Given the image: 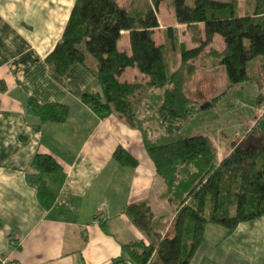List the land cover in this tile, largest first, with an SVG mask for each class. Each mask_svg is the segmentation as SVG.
<instances>
[{"label":"crops","instance_id":"0c3cea01","mask_svg":"<svg viewBox=\"0 0 264 264\" xmlns=\"http://www.w3.org/2000/svg\"><path fill=\"white\" fill-rule=\"evenodd\" d=\"M75 2L0 0V264H116L123 257L124 246L149 244L146 235L125 214L128 206L147 204L158 224L166 225L174 215L167 187L157 176L145 148L143 132L117 115L100 120L83 104V93H102L88 69L75 65L66 75L56 77L46 63L62 39ZM172 14L175 24L170 27L184 29L189 37L193 36L187 26L177 25ZM159 24L155 37L157 33L163 36L166 29L160 19ZM199 30L202 34L203 25ZM214 41H221L222 51L225 49L221 37ZM119 47L131 54L128 32L123 33ZM173 60L174 72L180 67V55ZM214 62L213 58H205L202 70L213 74ZM219 68L226 78L224 69ZM247 68L249 76H259L251 82L264 90V59L249 63ZM136 81H144L136 69H127L121 77V82ZM157 93L161 99L160 90L148 95ZM30 99L42 106H69L68 120L43 124L28 114ZM250 136L247 133L237 140L241 143ZM162 138L164 135L159 141ZM222 138V143L209 138L216 149L217 164L234 151L230 145L233 140ZM118 148L128 153L137 166L117 162L114 153ZM37 155L53 157L63 169L60 194L50 209L44 208L37 189L27 182ZM50 182L55 186L53 178ZM211 212L213 208L207 211L208 216ZM157 233L166 234L163 229ZM189 264H264V216L238 225L232 233L220 225L208 224Z\"/></svg>","mask_w":264,"mask_h":264},{"label":"trees","instance_id":"16d2710c","mask_svg":"<svg viewBox=\"0 0 264 264\" xmlns=\"http://www.w3.org/2000/svg\"><path fill=\"white\" fill-rule=\"evenodd\" d=\"M166 1L76 0L61 41L46 59L56 77L66 75L75 65L95 76L102 93H83L81 101L100 120L117 115L130 127L141 130L135 124L139 108L150 91L163 92L156 116L166 135L160 143H152L143 134L157 176L164 181L168 196L174 193L169 197L171 204L173 199L177 203L174 236H159L157 232L162 228L154 226L151 208L145 203L132 204L125 214L146 235L149 244L124 246L123 257L116 264H189L208 224L220 225L232 233L238 225L264 216V119L257 123L251 139L242 141L219 164L208 137L176 135L186 120L201 111L189 98L186 84L202 56L216 61L213 68L224 69L227 87L221 96L235 86L257 81L249 76L247 67L264 59V0L248 1L243 10L238 0H193L192 5H187V0L170 1L177 25L187 26L196 34L195 49L181 44L179 31L173 27L163 30L164 43L157 44L158 14ZM199 25L204 27L202 34ZM124 32L129 33L131 54L119 47ZM217 36L225 49L205 54ZM178 55L180 67L173 72L172 61ZM130 68L136 69L145 82H121ZM27 112L43 124H63L70 108L63 104L42 106L30 99ZM114 158L123 166H137L122 148L117 149ZM31 170L28 184L37 189L44 208H52L60 194L62 167L49 155H37ZM52 178L57 186L51 185ZM209 208L213 212L208 216Z\"/></svg>","mask_w":264,"mask_h":264},{"label":"rangeland","instance_id":"374dc122","mask_svg":"<svg viewBox=\"0 0 264 264\" xmlns=\"http://www.w3.org/2000/svg\"><path fill=\"white\" fill-rule=\"evenodd\" d=\"M124 1L125 0H123V2ZM170 1L172 0H167L163 3L158 14V18L160 19V22L164 24L163 27L166 26L165 28L175 24L172 9L169 7ZM214 1L223 2L226 0ZM248 1L253 0H238V6L243 10ZM192 4L193 0H187V5ZM178 31L179 42L181 44L185 45L188 49H190L191 46L198 47L197 40L195 39L197 37H189L188 33L184 32V29ZM193 35L196 34L194 33ZM155 40L157 44H160L164 40V37L161 33H157ZM211 46L210 48H207L206 51L209 52L214 49L222 51L223 44L221 41H214ZM206 51L204 52L205 54ZM204 60L203 56L197 60V68H195V72L192 76L194 80L190 77L186 84L188 96L191 101L200 108L210 105L216 98L219 99L213 107L211 105L212 108L201 110L192 118L186 120L181 131L176 135L184 136L186 138L196 136L214 137L217 138L220 143H222V137H227L229 140H233L230 145L233 148H236L240 144L237 138L241 139L247 133L249 135L252 134L257 123L264 119V90H260L257 82H250L230 90L226 96H221L226 90V78L224 74L220 73V68L218 66L216 67L218 70L215 67L213 68V66L211 67V70L214 71L213 74H207L204 72L202 70L206 64ZM203 63H205L204 66H202ZM255 70H257V68ZM258 77L259 76L255 74L253 79L257 80ZM261 85H263V88L264 81L261 82ZM160 105L161 103L160 98H158V93L156 96L152 97L148 95L146 97V102H143V105L139 108V114L135 123L136 126L141 128L142 132L146 134L148 140L151 138L149 141L152 143H160L161 141H159V138L162 137V135H166L165 129L162 127L156 116ZM191 170H193V168H191ZM171 196H174L173 192H171V195L169 196L167 194V197ZM176 204L177 203L173 199L171 210L174 217L172 216L166 225L161 223L154 224L156 228L164 229L163 231L166 235L171 237L174 236V224L178 219V214H176ZM181 209H179V211Z\"/></svg>","mask_w":264,"mask_h":264},{"label":"water","instance_id":"95a60500","mask_svg":"<svg viewBox=\"0 0 264 264\" xmlns=\"http://www.w3.org/2000/svg\"><path fill=\"white\" fill-rule=\"evenodd\" d=\"M210 106H211V104L208 105V106H204V107L200 108V110H204V109H206V108H209Z\"/></svg>","mask_w":264,"mask_h":264},{"label":"built area","instance_id":"2783aa9c","mask_svg":"<svg viewBox=\"0 0 264 264\" xmlns=\"http://www.w3.org/2000/svg\"><path fill=\"white\" fill-rule=\"evenodd\" d=\"M65 203H66L65 201L62 202V204H65ZM162 237H164V235Z\"/></svg>","mask_w":264,"mask_h":264}]
</instances>
